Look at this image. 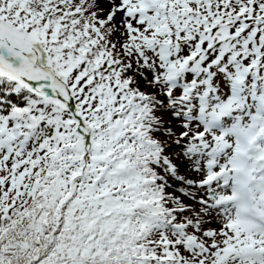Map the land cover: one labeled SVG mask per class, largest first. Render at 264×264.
Here are the masks:
<instances>
[{
	"label": "snow or ice",
	"instance_id": "6c2138e0",
	"mask_svg": "<svg viewBox=\"0 0 264 264\" xmlns=\"http://www.w3.org/2000/svg\"><path fill=\"white\" fill-rule=\"evenodd\" d=\"M0 264H264V0H0Z\"/></svg>",
	"mask_w": 264,
	"mask_h": 264
},
{
	"label": "trees",
	"instance_id": "16d2710c",
	"mask_svg": "<svg viewBox=\"0 0 264 264\" xmlns=\"http://www.w3.org/2000/svg\"><path fill=\"white\" fill-rule=\"evenodd\" d=\"M5 95H8V93L7 92H5ZM16 101V100H15ZM16 102H18V101H16Z\"/></svg>",
	"mask_w": 264,
	"mask_h": 264
}]
</instances>
